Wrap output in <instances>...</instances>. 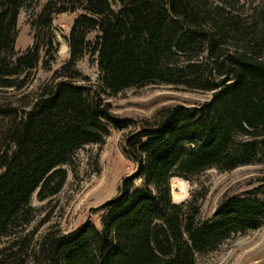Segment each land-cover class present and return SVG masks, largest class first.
Wrapping results in <instances>:
<instances>
[{"label": "trees", "instance_id": "obj_1", "mask_svg": "<svg viewBox=\"0 0 264 264\" xmlns=\"http://www.w3.org/2000/svg\"><path fill=\"white\" fill-rule=\"evenodd\" d=\"M30 1L0 0V89L23 90L40 66L37 44L16 51L18 16ZM80 7L69 61L29 109L0 105V241L12 240L0 264H197L236 234L260 229L264 178L225 197L206 221L193 201L173 202L171 181L264 164V5L250 14L233 0H80ZM87 51L99 59L100 91L77 83ZM151 84L212 98L161 109L138 125L113 114L103 97ZM115 130L130 132L123 155L135 170L96 209L99 223L49 231L33 247V198L57 197L74 155Z\"/></svg>", "mask_w": 264, "mask_h": 264}, {"label": "rangeland", "instance_id": "obj_2", "mask_svg": "<svg viewBox=\"0 0 264 264\" xmlns=\"http://www.w3.org/2000/svg\"><path fill=\"white\" fill-rule=\"evenodd\" d=\"M233 1L243 14H250L253 9L264 5V0ZM81 14L80 0H32L21 9L16 51L25 53L37 44L41 49V62L39 68L31 73L29 83L23 90L0 89V105L19 110L31 107L40 96L42 88L52 81L55 72L69 61L68 40L71 28ZM97 35L92 32L88 40L93 44ZM77 68L82 74V78L77 80L78 84L101 90L99 59L96 54L87 51ZM103 97L112 105L113 114L123 119H133L139 125L164 108L203 104L212 98V93L186 90L181 86L151 84ZM111 132L105 144L87 145L74 155L72 164L66 167L68 181L57 197L44 202H40L36 196L33 198L35 218L28 230L34 233L33 247L49 231L66 234L88 220L99 223L100 214H97L96 209L116 197L122 180L134 173L135 166L123 155L122 146L130 132ZM262 178L264 164L261 163L239 167L234 171L207 170L190 180L173 179L172 199L174 203L193 201L200 208L199 218L206 221L212 219L220 201L225 197L242 195L258 188ZM178 179L183 181L186 189L182 198L174 196L173 184ZM11 241L1 239L0 250L10 245ZM27 264L34 263L31 260ZM197 264H264V224L256 231L236 234L216 252L199 255Z\"/></svg>", "mask_w": 264, "mask_h": 264}, {"label": "bare ground", "instance_id": "obj_3", "mask_svg": "<svg viewBox=\"0 0 264 264\" xmlns=\"http://www.w3.org/2000/svg\"><path fill=\"white\" fill-rule=\"evenodd\" d=\"M173 189L175 198L184 197L186 189L184 187L183 181H181L180 179L176 180V182L173 184ZM178 190H180V192H178Z\"/></svg>", "mask_w": 264, "mask_h": 264}]
</instances>
